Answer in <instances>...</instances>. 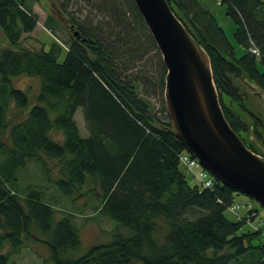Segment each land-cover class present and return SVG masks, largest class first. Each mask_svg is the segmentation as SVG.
Returning a JSON list of instances; mask_svg holds the SVG:
<instances>
[{"label":"trees","instance_id":"trees-1","mask_svg":"<svg viewBox=\"0 0 264 264\" xmlns=\"http://www.w3.org/2000/svg\"><path fill=\"white\" fill-rule=\"evenodd\" d=\"M35 1L0 0V29L11 44L0 42V264H18L14 255L29 240L47 247L42 264H264V225L240 231L258 209L228 219L224 210L238 192L215 179L206 187L193 183L180 168H188L181 155L191 154L173 132L166 67L134 0H53L68 18L66 27L52 12L45 20L53 32L67 30L63 61L56 39L49 49L21 43L39 19ZM72 2L79 15L67 11ZM168 2L206 50L231 126L262 152L263 115L246 105L235 78L246 76L264 89V0L222 1L241 55L198 0ZM16 75L41 78L29 109L27 91L13 84ZM152 96L159 98L155 111ZM79 107L88 136L75 118ZM58 130L61 136L53 134ZM32 159L73 201L93 191L91 182L100 185L95 211L117 222L111 239L75 255L81 245L76 211L58 216L39 186H20L18 171ZM49 160L56 161L55 175Z\"/></svg>","mask_w":264,"mask_h":264},{"label":"water","instance_id":"water-1","mask_svg":"<svg viewBox=\"0 0 264 264\" xmlns=\"http://www.w3.org/2000/svg\"><path fill=\"white\" fill-rule=\"evenodd\" d=\"M134 2L166 67L164 97L175 136L215 180L264 206V145L262 152L253 150L231 126L206 50L168 0ZM250 82L264 99V89ZM250 137L256 139L254 132Z\"/></svg>","mask_w":264,"mask_h":264},{"label":"rangeland","instance_id":"rangeland-1","mask_svg":"<svg viewBox=\"0 0 264 264\" xmlns=\"http://www.w3.org/2000/svg\"><path fill=\"white\" fill-rule=\"evenodd\" d=\"M200 4L209 9L217 18L220 25L225 29V32L236 48L237 55H241L244 52V47L238 45L234 38L235 22L231 15L227 14V3H219L220 0H198ZM83 4V1H81ZM34 10L38 13L39 19L37 25L30 32H24L21 35V43L27 45L31 48H37L42 44H45V47L49 49L52 42L55 39L62 44V50L59 55V61H63L66 57L69 49L67 43L68 33L67 30L63 28H58L56 31H51L47 27L46 19L50 12L58 16V18L63 23L64 20H67L65 13L60 12L54 4L53 0H40V2L35 1L33 3ZM86 10V9H85ZM67 11L72 14L79 15L78 6L73 2L68 6ZM63 25L66 27L65 23ZM0 42L3 46H11L5 33L0 29ZM259 68H263V65L259 63ZM13 84L17 87H21L27 91L30 103L27 109H29L36 101V95L40 89L41 78L39 76H30V75H16L13 76ZM235 82L245 93L246 98L244 99L246 105L257 113H264V99L261 96V90L253 86L248 80V77L243 76L240 78H235ZM151 102L154 104V111L159 107V98L156 96L150 97ZM237 111L240 110L237 108ZM245 117L244 115H242ZM75 118L77 124L80 128V133L82 136H88L89 131L86 127V122L83 115L82 107H79L75 113ZM54 135L61 136V132L54 131ZM49 165L51 167V173L55 175L57 173V168L55 167L54 160H49ZM180 168L187 173L189 180L195 182L197 180L196 173L199 170V165H196L192 168H186V166L181 163ZM20 186L25 188V185L35 184L44 190L45 197L52 201L56 205L58 210V216H61L65 210L76 211V222L79 225V232L81 237L80 247L74 251L75 255L83 254L91 245L96 243H101L108 241L112 237V233L117 226V222L111 220L109 217L95 211V206L99 205L98 196L94 192H100V185L98 183L91 182L90 185L93 186V191H89L81 197L76 198L74 201L69 197L64 195L54 184L50 183L46 178L41 165L36 160L32 159L27 162L24 168H21L18 171ZM252 203L258 210L259 215H264V206H262L256 199L248 196L245 193L238 192L235 194L233 204L237 205L235 209H232L228 206L224 210L225 216L232 220L238 221L240 216H245L248 213L247 205ZM85 207L82 209V205ZM258 220L260 219L257 218ZM257 220L255 221H245L240 231H248L255 229ZM37 237L44 238V235L38 231ZM264 240V229L261 237ZM28 245L20 249L18 253L14 255V259L18 264H42L43 258L47 255V247L42 241L39 240H29L27 241ZM7 248H9L7 246Z\"/></svg>","mask_w":264,"mask_h":264},{"label":"built area","instance_id":"built-area-1","mask_svg":"<svg viewBox=\"0 0 264 264\" xmlns=\"http://www.w3.org/2000/svg\"><path fill=\"white\" fill-rule=\"evenodd\" d=\"M251 49L254 52H259V50L256 47H252ZM181 159L189 168H192L198 164L197 160L188 154H182ZM196 175H197L198 181L205 187L210 186L213 182L212 177L203 168H201ZM232 208H235V206H232ZM251 214L254 216H257L256 211H253ZM263 221H264L263 218H260L259 220H257L256 227H259L263 223Z\"/></svg>","mask_w":264,"mask_h":264}]
</instances>
